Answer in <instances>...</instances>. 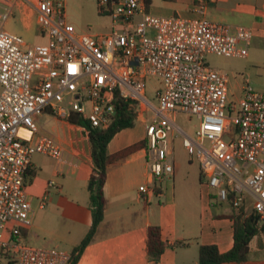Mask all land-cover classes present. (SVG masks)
I'll use <instances>...</instances> for the list:
<instances>
[{"label":"built area","instance_id":"built-area-1","mask_svg":"<svg viewBox=\"0 0 264 264\" xmlns=\"http://www.w3.org/2000/svg\"><path fill=\"white\" fill-rule=\"evenodd\" d=\"M65 1L0 0V264H71L72 253L25 240L34 217L26 190L33 157L63 163L62 144L40 121H67L75 112L92 128H107L118 97L144 124L154 181L174 174L171 139L182 136L215 198L247 215L250 203L264 225V93L247 84L231 99L228 74L207 61L247 58L255 30L205 17H158L147 11L149 0H97L111 29L94 38L68 24ZM210 1L198 0L201 13ZM17 6L34 13L45 45L30 46L4 29ZM151 78L161 84L157 107L147 97ZM178 113L196 117L194 136L175 124Z\"/></svg>","mask_w":264,"mask_h":264},{"label":"crops","instance_id":"crops-1","mask_svg":"<svg viewBox=\"0 0 264 264\" xmlns=\"http://www.w3.org/2000/svg\"><path fill=\"white\" fill-rule=\"evenodd\" d=\"M16 8L23 10L22 16L34 17L31 10L20 6ZM147 11L158 17H205L210 22L232 28H253L255 37L240 72L249 79L264 80V0H213L208 2L203 13L199 11L198 0H149ZM230 82L229 78V85ZM46 117L49 116L42 120ZM65 126L69 130L67 134L56 137L64 148L63 163L35 155L26 177V190L34 213L33 224L36 207L47 211L61 202L59 197L63 202L69 200L73 211L68 222L75 237L68 243L69 249L61 250L72 253L92 225L91 208L85 204L83 193L88 194L89 200L88 184L94 163L88 134L81 126L76 129L69 122ZM132 129L124 130L114 137L108 146L110 155L145 140V136L135 139L126 132ZM162 181H154L149 175L146 148L110 164L104 188V221L76 264H198L201 246H217L221 253L233 248V216L236 212L229 203L219 202L206 182L201 185L196 205L187 202V194L185 200L179 202L174 187L164 190L158 184ZM142 186H148L150 192L140 193ZM163 198H167V203L159 201ZM214 200L217 204L212 202ZM226 204L228 206H224ZM139 207L145 210V214L140 212ZM33 226L25 232V240L31 246L30 241L39 240ZM150 227H159L162 240L167 244L159 263L149 260ZM244 264H264V231L251 241L249 259Z\"/></svg>","mask_w":264,"mask_h":264},{"label":"rangeland","instance_id":"rangeland-1","mask_svg":"<svg viewBox=\"0 0 264 264\" xmlns=\"http://www.w3.org/2000/svg\"><path fill=\"white\" fill-rule=\"evenodd\" d=\"M65 3L67 22L76 33L88 34L94 38L109 33L111 29L110 18L100 12L97 0H66ZM22 13L23 10L19 11L18 8L13 9V14L5 23L4 29L9 33L22 37L30 46L45 45L47 39L41 36L35 16L28 18L22 16ZM207 61L211 67L228 74L231 79L229 85L231 99L233 96L238 98L241 97L242 88L247 86V84L256 91L264 93L263 79H249L244 76V73L243 75L241 74L240 71L244 68L246 62L245 58H227L217 55H209ZM160 86V82L155 78H151L147 81V97L156 107L158 105L156 91ZM147 116L151 119L152 115L151 113H148ZM66 122L67 121L64 122V120H61L58 117H46L43 120L41 119V126L46 133L60 138L64 137L69 131L65 126ZM174 122L190 136H194L199 125L196 117L185 113H178ZM126 132L132 134L135 139L143 138L145 136L144 124L140 120H136L134 129ZM171 142V148L174 154V174L169 177L165 176L161 184H158L160 186L162 185L164 190H171L173 186L174 190H176L179 202L185 200L187 194V202L196 205L200 196L199 190L201 189V185L205 184V181H201L200 178L199 162L195 155H190L184 148L182 136L173 137ZM169 162L172 163V160L169 159ZM83 194L85 197V204L90 207L88 194ZM80 199L82 201V198ZM58 200L61 202H58L56 206H51L47 211L39 210L36 207V220L33 224V228L35 227L34 231L38 235L39 240L37 241L36 239H33L30 241V244H32L33 247L69 249L68 243L75 237V233L68 222L73 207L69 200H64L63 202L60 197ZM157 201L158 199H156V204H158ZM159 201L167 203V198L159 199ZM212 202L217 204L215 200ZM224 206L228 205L226 204ZM247 207L249 208V215L251 214L250 203L247 204ZM139 210L142 214H145V210H143L142 207H139Z\"/></svg>","mask_w":264,"mask_h":264},{"label":"trees","instance_id":"trees-1","mask_svg":"<svg viewBox=\"0 0 264 264\" xmlns=\"http://www.w3.org/2000/svg\"><path fill=\"white\" fill-rule=\"evenodd\" d=\"M116 109V116L107 128H92L82 115L75 112H71L67 118L69 123L85 127L89 131L88 136L94 163L93 173L88 184L92 225L86 237L73 250L71 264L78 262L82 253L94 240L99 226L104 221L106 209L104 188L107 180L108 166L146 148V141L144 140L116 154L110 155L108 153V146L114 137L124 130L134 128L137 120L136 114L130 109V103L119 97L116 101ZM235 212L233 216L235 223L233 248L229 252L221 253L217 246H201L198 264H244L248 261L250 243L261 231H264V225L261 224L260 218L254 213L247 215L245 207H242L240 211L235 210ZM166 247L167 244L162 240L160 228L150 227L148 235L149 260L153 263H159Z\"/></svg>","mask_w":264,"mask_h":264}]
</instances>
